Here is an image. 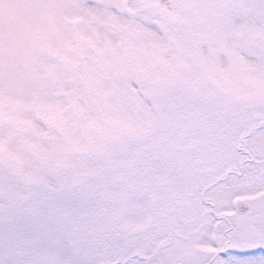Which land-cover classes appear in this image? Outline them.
<instances>
[{
  "label": "snow or ice",
  "instance_id": "1",
  "mask_svg": "<svg viewBox=\"0 0 264 264\" xmlns=\"http://www.w3.org/2000/svg\"><path fill=\"white\" fill-rule=\"evenodd\" d=\"M0 264H264V0H0Z\"/></svg>",
  "mask_w": 264,
  "mask_h": 264
}]
</instances>
